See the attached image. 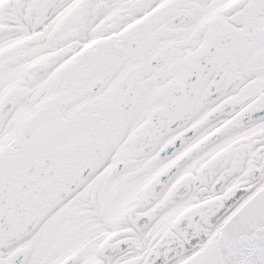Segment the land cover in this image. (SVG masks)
I'll return each instance as SVG.
<instances>
[{"label": "snow or ice", "instance_id": "obj_1", "mask_svg": "<svg viewBox=\"0 0 264 264\" xmlns=\"http://www.w3.org/2000/svg\"><path fill=\"white\" fill-rule=\"evenodd\" d=\"M0 264H264V0H0Z\"/></svg>", "mask_w": 264, "mask_h": 264}]
</instances>
